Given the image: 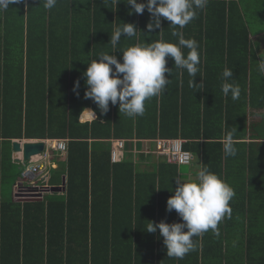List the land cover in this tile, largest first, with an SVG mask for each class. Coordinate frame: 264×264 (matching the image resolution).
Returning <instances> with one entry per match:
<instances>
[{"label":"trees","instance_id":"obj_1","mask_svg":"<svg viewBox=\"0 0 264 264\" xmlns=\"http://www.w3.org/2000/svg\"><path fill=\"white\" fill-rule=\"evenodd\" d=\"M126 2L58 0L47 10L41 0H22L0 13V264H264V234H247L246 224L253 219L246 215L245 199L264 196V184L248 192L236 188L243 199H238L231 218L226 215L219 222L220 235L209 230L193 237L195 251L183 259L169 258L159 230L148 233L146 227L149 221L182 222L177 213L172 216L166 210L179 167L161 163L141 176L129 160L111 166L107 143L134 136L204 137L203 146L185 144V150H202L207 166L223 162L219 140L233 132L231 126L238 127L228 112L242 109L231 106V94L225 97L221 89H210L221 87L225 67L233 71L241 88L238 100L249 104L258 117L250 130L262 139L264 74L257 62H264V56L259 38H254L264 34V0H209L204 10H197V17L182 31L199 44L195 83L203 86L193 90L189 86L193 77L166 58L172 75L165 76L171 82L160 96L146 101L143 116L134 119L121 117L119 104L110 103L102 112L85 98L87 63L114 51L122 62L120 52L130 45L161 38L176 43L177 38L163 18L161 28L149 32L151 14L147 9L136 14ZM122 23L134 24L138 32L135 37L122 36L113 50L110 34ZM77 81L80 87L74 90ZM88 107L98 119L82 124L80 116ZM190 107L197 111L196 121L187 114ZM20 139L70 140L66 194H46L41 202L24 203L2 197L3 183L19 179L23 170L11 157L12 140ZM214 157L217 160L212 161ZM60 183L61 178L51 177V185ZM230 230L238 235L229 236ZM233 240L239 248L230 244Z\"/></svg>","mask_w":264,"mask_h":264},{"label":"clouds","instance_id":"obj_2","mask_svg":"<svg viewBox=\"0 0 264 264\" xmlns=\"http://www.w3.org/2000/svg\"><path fill=\"white\" fill-rule=\"evenodd\" d=\"M20 2L22 0H0V13ZM208 2L209 0H147L146 3H138L137 0H127L126 3L131 5L134 13L143 14L147 9L151 14L152 20L147 25L149 32L161 28V18L169 21L173 29L171 34L177 38V42H167L161 38L150 43L130 45L120 52L122 62L113 54L115 51L112 54L100 53L87 63V70L83 73L85 98L91 99L102 112H107L111 103L119 104L120 113L129 118L143 116L145 102L160 96L171 82L165 76V73L172 75L171 70L166 67V58L174 60L175 68L186 70L193 77L189 81L190 87H202L203 83H195L201 63L199 44L195 39L185 38L182 29L197 17V10L207 7ZM41 3L45 9L51 10L58 0H41ZM137 32L134 24L122 23L113 29L109 44L115 50L122 36L135 37ZM183 49H187V52ZM257 64L259 71L264 74V62ZM79 87L77 81L74 90ZM221 90L225 97L231 94L234 101L240 98L241 88L228 67L222 72ZM83 117L96 119V113L94 110L84 109L80 118ZM221 143L226 157L237 155L232 132H226ZM189 157V153H184L183 162L188 163ZM176 184L177 187L172 190L174 195L167 200L166 210L169 213L175 210L182 222L169 224L164 221H149L146 232L156 233L159 230L167 256L183 259L186 254L195 251L193 237L202 236L209 230L217 237L220 235L218 224L226 215L231 218L229 203L235 196V191L203 163L196 171L195 179L177 177Z\"/></svg>","mask_w":264,"mask_h":264},{"label":"crops","instance_id":"obj_3","mask_svg":"<svg viewBox=\"0 0 264 264\" xmlns=\"http://www.w3.org/2000/svg\"><path fill=\"white\" fill-rule=\"evenodd\" d=\"M263 35L264 34H259L254 38V39L259 38L261 48L263 45L261 36ZM198 88L199 87L197 86V89ZM194 89L196 90V87L195 88L193 87V90ZM210 89L218 90V89H221V87L212 86L210 87ZM211 96H212L211 100H213L214 96L213 95ZM214 101L216 102V99H214ZM237 104L240 105L242 109H240L239 111L236 110V112L233 114H230L228 112V117H229L230 122L232 120V123H236L235 125H238V127L231 126L233 130L232 133L236 141L235 147L238 150L237 155L235 157L225 156L224 151H223V145L221 143L224 137L223 135V137L220 138L219 140V143L221 144V157H223V160H222L223 162L213 163V165L208 166V167L212 172L220 175V178H223V181L228 183L234 189V191L236 188L238 189L244 188L246 189V192H248L249 188L255 189L257 188V185L259 183H260V186L264 184V164H263L264 163L263 162L264 161L263 160L264 159V137H262L261 139L260 137H257V134L255 132L250 130L251 125H253V122L258 118L257 116H255V113L253 109L250 107V105L248 104L247 107L244 106L245 104H243V101L241 100L231 101V106L237 107L238 106ZM86 109L93 110L91 107H88ZM195 111L196 110H194V108L192 109V107H190L189 111L187 112L189 116L193 117L194 121H196V118H197V115H195ZM120 115L121 117L122 115L123 117L125 116L124 114H120ZM97 119H98V115L96 113V119L95 118L90 119L88 117H83V118H80V123L82 124L92 123L93 121H96ZM113 119H115V115H113ZM235 119H237V122L235 121ZM188 121H190V119H188ZM102 123H105V122L102 121ZM126 123H128L127 120H126ZM241 123H244L245 128H243V126H240V125H243ZM259 124H261L260 121H259ZM179 139L185 141V144L190 145V147H193V145L197 143H200L203 146L207 141L206 139H204V137H201V139L200 138H190V137L186 139V138L180 137ZM20 140L24 142L45 141L50 144L49 146L50 154H53L52 156L53 166H52L51 171L52 170L56 171V175L52 176L51 174V177H53V179L61 178V183L59 185H52V187L53 188L62 187L63 182L65 180L66 191H67V177L64 176V171H65L68 151L66 154H61L57 152L54 149L55 141L57 140H44V139H20ZM60 140L68 141V146H69L70 140L68 139H60ZM119 140H124L126 141V143H125V149H124L122 160L118 163L112 162V150H113L112 141L113 140H109V142H107V143H110V148L108 149L110 150V153H111V166L122 163L126 160H129L130 162L133 163L135 167V171L138 174H140L141 176H147L149 175L148 172L149 173L154 172L156 167H158V165L161 163H166L168 165H171L168 162H166L164 158L158 157L156 154H154L156 146L153 141L155 139H138L136 136H134L130 139H119ZM13 141H18V140H12V142ZM90 143L92 144V143H99V142H94L93 140H90ZM189 152L192 153L194 159L191 165L189 166H181V167L178 166L179 167L178 175L179 177H183L185 179H195V174H196V171L199 169V166L201 165V163L205 164L204 163V153L202 150L197 152L193 148H190ZM11 157L13 159V163L16 164L15 160L22 158V155L15 153L14 150L12 149ZM224 159L230 160L231 163L226 164ZM215 160H217V158L214 157L212 161H215ZM60 175L61 177H59ZM18 184H19V181H18ZM17 185L15 186L14 196L12 198V200L16 203L23 200V199H19V197H17L16 195ZM157 187L159 186L157 185ZM66 191L59 192L57 194L59 195L66 194L67 193ZM45 195L42 196L43 199ZM52 195L54 194H51V196ZM43 199L41 201H43ZM238 199H243V198L237 195V193H235V196L232 198V200L229 203V206L231 207L232 212L233 211L236 212L237 210V207L235 206V204L238 202ZM245 199H246V215L249 214L250 218L253 219L252 223L249 222L248 224H246L247 234L249 232L255 237H260L262 236V234H264V196H261V197H257L256 195L251 196V197L246 196ZM171 214L172 216L175 215L176 211L173 210ZM229 232H230L228 233V235L230 234L229 236L238 235L237 230H233V231L230 230ZM247 234H246V237H247ZM255 241L257 240L254 239L253 242ZM229 242L232 246H235L238 243V241L236 242L234 240L232 242L231 241Z\"/></svg>","mask_w":264,"mask_h":264},{"label":"built area","instance_id":"obj_4","mask_svg":"<svg viewBox=\"0 0 264 264\" xmlns=\"http://www.w3.org/2000/svg\"><path fill=\"white\" fill-rule=\"evenodd\" d=\"M153 142L156 146L154 154H156L158 157L164 158L169 164L177 165L179 167L191 165L193 161V155L189 151L185 150V141L181 139L157 138ZM112 143V162L118 163L122 160L124 154V141H112ZM49 146L50 144L47 145L46 150L42 155L34 158L30 163L23 165V170L21 171L20 175V183H26L30 185L34 188L36 194L41 197L49 192L52 188L50 181L53 164L52 157L48 150ZM54 149L61 154H66L68 151V141H55ZM184 153L190 154L188 163L183 162ZM36 194L34 195L37 196Z\"/></svg>","mask_w":264,"mask_h":264},{"label":"water","instance_id":"obj_5","mask_svg":"<svg viewBox=\"0 0 264 264\" xmlns=\"http://www.w3.org/2000/svg\"><path fill=\"white\" fill-rule=\"evenodd\" d=\"M47 144L45 141H28L22 140L13 141V150L15 153L21 154L22 158L16 159L15 163L18 165H26L30 163L34 158L42 155L46 150ZM66 191V182L64 180L62 187L51 188L46 194H57L59 192ZM43 197L39 199L29 198L27 200H21L20 202H37L41 201Z\"/></svg>","mask_w":264,"mask_h":264},{"label":"rangeland","instance_id":"obj_6","mask_svg":"<svg viewBox=\"0 0 264 264\" xmlns=\"http://www.w3.org/2000/svg\"><path fill=\"white\" fill-rule=\"evenodd\" d=\"M258 27H259V24L258 23H255L253 25V28H255L254 31L257 32V28ZM261 37H262L261 40L263 41V45H262V48H261V51H260V56H262V55L264 56V35L261 36ZM113 141H124V140H113ZM125 143H126V141H124V145H125ZM46 144L49 145V143H47V142H46ZM48 150H49V148H48ZM49 153H50V150H49ZM50 155H51V157L53 156V154H50ZM13 173L14 172H11V175ZM51 174H52V176H55L56 175V171L52 170L51 171ZM18 181H19V184H18ZM16 185H17V187H16V195H17V197H19V199H22L23 198L24 200H27L29 198H36V199H38V197L39 198L41 197V196H38L36 194V192L34 191V188L31 187L30 185H28L26 183H20V180L19 179L14 180L12 178V179L7 180L6 182H4L3 183V186H2V197L5 200H9V199H12L13 198V196H14V190H15V186ZM34 194H36L38 197L35 196ZM235 246H236V248H239L240 247L239 244H236Z\"/></svg>","mask_w":264,"mask_h":264}]
</instances>
